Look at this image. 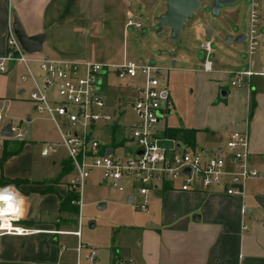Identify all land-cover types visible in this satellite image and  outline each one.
<instances>
[{
    "label": "crops",
    "instance_id": "1",
    "mask_svg": "<svg viewBox=\"0 0 264 264\" xmlns=\"http://www.w3.org/2000/svg\"><path fill=\"white\" fill-rule=\"evenodd\" d=\"M165 7V0H0V54L7 49L8 26L16 16L27 34H44L42 51L35 53L36 57L93 59L105 63V93L109 68L117 74L118 66L128 59L158 64L154 60L167 57V54L155 55L142 45L143 23L140 27L126 24L129 17L142 22L141 18L147 15L146 35L154 34L166 42L172 38L170 28L156 24V15ZM259 13L260 21L264 22V5L260 6ZM130 26L133 28L129 35ZM195 27L192 30V19H186L179 40L182 35L185 43L193 36L206 35L202 28ZM231 31L213 29L211 37L221 51L216 50L210 69H204V61L202 68L193 67L196 58L186 55L183 49L176 50L177 54L171 57L172 65L166 72L167 114L161 119L165 124L161 130L168 126L194 128L197 146L200 145L197 136L202 132L209 135V139H205L206 135L203 140L215 145L225 142L233 130H246L251 162L259 174L248 180L245 192L207 191L200 186L183 190L178 182L154 186L147 196V208L142 210L145 215L139 216L137 224L132 225L138 231L129 230L135 233L133 242L127 244L129 252L121 255L118 249L113 251L108 245L86 243L82 223L80 236L73 233L77 228L73 217L77 208L60 205V197L70 191L67 181L62 180L63 175L58 178L52 175L39 182L33 179L32 170L24 172L6 167L3 176L28 181L17 185L16 192L22 200L0 198V215H18L16 224L30 231L17 234L0 230V264H73L79 239L87 246L83 252L97 245L95 264H264V74L260 71L264 57L259 54L253 57L254 52L242 67L245 63L242 57L225 54L224 37ZM169 49L175 50L172 46ZM18 68L23 71L20 63ZM185 73L193 81V100L196 110L204 113L202 117L196 112L191 118H182L179 99ZM238 75L241 83L231 85L230 80ZM1 77L6 90L11 88L16 92L17 89L22 95L27 92L23 82L16 83V87L12 84V73ZM137 84L133 85V97ZM220 88L227 90L224 98H219ZM107 102L113 108L118 107L111 100ZM173 112L178 117L177 125L167 124ZM119 129L111 127L110 136ZM176 137L180 139L178 134ZM20 151L6 159L19 157ZM126 201L134 203V195L126 194Z\"/></svg>",
    "mask_w": 264,
    "mask_h": 264
},
{
    "label": "built area",
    "instance_id": "2",
    "mask_svg": "<svg viewBox=\"0 0 264 264\" xmlns=\"http://www.w3.org/2000/svg\"><path fill=\"white\" fill-rule=\"evenodd\" d=\"M260 0H250L248 11V30L245 39L251 56L257 49L259 38L264 36L260 29ZM126 24L141 26L142 22L127 19ZM264 25V24H263ZM7 49L0 54V72L20 63L23 71L20 79L30 83L26 89L27 97L34 103L37 111L46 114L57 126L60 140L46 142L41 154L57 151L65 147L71 163V172L67 180L70 191L75 195L70 202L77 207L78 225L73 233L80 236L81 195L87 177L98 169L102 179L119 190L134 189V204L145 210L148 194L156 185L179 184L183 190L200 186L207 191L224 190L226 193L242 194L245 185L259 174L258 168L251 162L250 138L246 130H233L225 142L210 147H197L177 137L171 148L158 145L157 139L170 137L163 134L157 124L167 114L169 67L160 64L139 63L128 59L118 66L119 76L140 77L137 92L133 97L130 109L133 119L128 124L132 148L127 154L115 153L116 146L123 145V137L111 141H102L100 135L105 124L120 127L119 117L125 115V108L109 106L104 97V70L107 65L93 59H71L66 57H36L27 52L17 36L11 23L6 37ZM201 46L207 54L203 62L204 69H210V41L205 40ZM35 62L40 73L34 72ZM264 74V67L260 70ZM250 73L251 70H248ZM241 77L230 80L231 85H239ZM51 90L53 95H49ZM4 104H0V123ZM12 138L23 139L19 125L12 124ZM181 140L183 145H176ZM111 147L109 151H106ZM6 186L1 189H5ZM139 199L137 200V196ZM19 216L10 219V226L0 230L26 234L30 228L16 224ZM77 243V258L73 264H95L97 249ZM87 247V246H86Z\"/></svg>",
    "mask_w": 264,
    "mask_h": 264
},
{
    "label": "rangeland",
    "instance_id": "3",
    "mask_svg": "<svg viewBox=\"0 0 264 264\" xmlns=\"http://www.w3.org/2000/svg\"><path fill=\"white\" fill-rule=\"evenodd\" d=\"M249 2L250 0H235L228 5H222V8L218 13L212 14L209 6L202 1V7L197 10L198 12L190 14L188 17L192 18L195 15H200L201 19L199 22L198 20L196 21L195 29L198 28V30H200V28H202L201 30L204 33L206 26L222 31H231L230 28H233V31L227 33L224 37V40L227 41V43L223 46L226 50L225 54H229L230 57H242L243 61H245V63L241 64L242 67L246 65L249 59L247 40L243 39L238 41L236 40V37L239 33H246L248 30ZM260 3V6H263L264 0H260ZM237 15L238 19L236 21ZM141 20L143 26L140 29L143 32L142 35L145 37L143 38L144 42L142 45L155 55L167 54V57H164L163 59L154 60L160 65L171 67V57L177 54L178 49H183L186 55L191 58H196L195 62H192V66L195 68H202V62L205 61L207 52L201 46V43L206 39L210 40L212 47L211 52H209L208 55L210 61L213 59L216 50L218 51L219 47H217V44L213 41L211 35H205L203 37L193 36L186 43L182 41L183 35L182 39L179 41L169 38L166 41L167 43L162 42L159 36L155 37L154 34L150 33L149 35H146L148 34L147 15H144ZM199 23H201V25H199ZM263 23L264 22L260 21L261 30L264 29ZM132 28L133 27L131 26L129 27V35L132 32ZM228 36L232 38L231 42L226 40ZM124 39L126 43L127 36H125ZM171 46L174 47L175 50L169 49ZM220 49L221 48H219V52L221 51ZM257 54L264 57V36L259 38V44L257 50L253 54V57ZM18 64L19 63H15L14 66H9L5 72H0V104H4L5 107L2 111V121L0 123V176L4 174L3 172L6 167L9 170L15 169L24 172L32 170L33 179H37V181L41 182L50 178L52 175H54V178L59 176L61 172V162L68 157V154L63 146H60L57 151L49 152L47 155L41 154V150L46 142H58L60 140L56 124L48 116H46V114L35 109L34 103L27 97L28 92L22 95L17 93V89L15 92V90L11 91V88H7L6 90L3 86V77L1 76L9 73H12L14 78L12 84H15V87L16 83H22L20 79L21 71L20 68H18ZM190 64L191 63H189V65ZM32 67L34 72L38 75L40 71L35 65V62H32ZM185 75V77L182 76L181 78V93L179 99V105L183 116L182 118H186V116L191 118L193 113L196 112L202 117L204 113H202V111L199 112L198 109L196 110V102L193 100V95L195 94L193 81L191 80V77L189 78V76H187V73H185ZM140 77L141 76L130 77L128 75L119 76L116 74V71L112 70V68H109V72L106 75L104 93L105 99L113 101L115 105L125 108L126 110L124 117L121 115L118 118L122 123L119 130L110 136L111 126L109 124H105L100 135L102 140L107 141H111V137L113 136L114 138L123 137V145L116 146L115 143L113 144L115 153L117 154H127L128 148H132L134 144L133 139L130 137L128 124L133 119V114L130 109L133 93L135 92L132 91L133 85L134 83L137 84L140 81ZM22 84L26 89L30 87V83L28 82ZM47 93L49 95H53L51 90H47ZM7 122H11L13 125H19L23 132V139L21 140H24L25 147H23L20 151L21 154L19 157L2 159V149L5 140L7 138L16 140L12 138V136L7 137L2 135V128ZM169 123L175 125L179 123L175 112L168 116L167 124ZM157 126L159 129L164 128V120L159 121ZM206 135L207 138L205 139H209V135L206 132H202L199 136H197V143L200 144L199 146H213L209 144L210 142H205L203 140ZM178 137H181L180 134H178ZM120 141L122 140L120 139L117 144H119ZM53 159L55 160V163H53ZM98 171V169H94L91 172L82 188L80 212L81 225L83 228V240L88 244H91L93 241L96 242V244L101 243V245H108V248H112L113 251L118 249L121 255H125L129 252L127 244L133 242L132 239L135 236V233H131L129 230L133 229L134 232L135 230L138 231L135 229L137 227L134 228L132 225L137 224L135 221H137L139 216L145 214L142 210L136 207L133 202L127 203L126 201V194H136L134 189L129 188L127 190L120 191L116 186L109 185L105 182ZM71 174V171L64 173L62 180L67 181ZM17 185L18 184L15 183H5L4 185H0V191L2 190V187L6 186V188L17 193ZM136 196L138 200L140 196ZM73 217L75 219L74 225L77 227V211L73 213ZM96 244L93 245L97 247ZM99 247L100 246H98V248Z\"/></svg>",
    "mask_w": 264,
    "mask_h": 264
},
{
    "label": "water",
    "instance_id": "4",
    "mask_svg": "<svg viewBox=\"0 0 264 264\" xmlns=\"http://www.w3.org/2000/svg\"><path fill=\"white\" fill-rule=\"evenodd\" d=\"M235 0H210V2L205 3L209 6L210 12L212 14L218 13L222 5H228ZM165 9L156 15L157 26H167L170 28L172 33V38L175 41H179V37L182 31V27L186 19H188L190 14L198 12L202 7V0H165ZM192 19V30L194 29L196 21L201 19L200 15H195ZM12 29L17 36L19 42L23 48L29 53H38L42 51V41L44 39V34H27L22 27L19 19L14 16L11 21ZM213 29L208 26L205 27V34L210 36ZM246 33L241 32L236 37V40L241 41L245 39ZM226 40L232 41L231 37H227ZM227 90L225 88L219 89V98H224L226 96ZM2 135L10 137L13 135L12 123L7 122L2 128ZM159 146L164 148H171L173 146V139L171 137H162L157 139ZM176 145H183L181 140L176 141ZM111 147H108L106 151H109ZM102 205V204H101Z\"/></svg>",
    "mask_w": 264,
    "mask_h": 264
},
{
    "label": "trees",
    "instance_id": "5",
    "mask_svg": "<svg viewBox=\"0 0 264 264\" xmlns=\"http://www.w3.org/2000/svg\"><path fill=\"white\" fill-rule=\"evenodd\" d=\"M114 133V131H112ZM195 133L196 130L194 128H179V127H170L168 126L167 128L164 129L163 134L170 136V137H176L177 134H180V139L183 141H186L187 143L194 145L195 144ZM114 136L111 138V143H114ZM24 141L23 140H12L11 138H7L4 142L3 149H2V159H5L8 157V155L12 153H16L21 150L22 145ZM71 163L69 162L68 159L63 160L62 163V168L61 172L58 177L64 175V173L69 172L71 170ZM56 177V178H58ZM28 179L26 178H21V177H14V178H9L6 176H0V185H4L5 183H15V184H20L22 182H26ZM4 183V184H3ZM47 190V189H45ZM75 195L73 191H69L67 195L60 197V205L64 206L65 204H70L73 205L70 202V199ZM0 198H5V199H14V200H22L20 195L15 193L14 191H11L8 188L2 189L0 191ZM75 206V205H73ZM75 208H77L75 206Z\"/></svg>",
    "mask_w": 264,
    "mask_h": 264
},
{
    "label": "bare ground",
    "instance_id": "6",
    "mask_svg": "<svg viewBox=\"0 0 264 264\" xmlns=\"http://www.w3.org/2000/svg\"><path fill=\"white\" fill-rule=\"evenodd\" d=\"M12 218H14V217L10 216V215H8V217L0 215V228L10 226V224H11L10 219H12Z\"/></svg>",
    "mask_w": 264,
    "mask_h": 264
}]
</instances>
